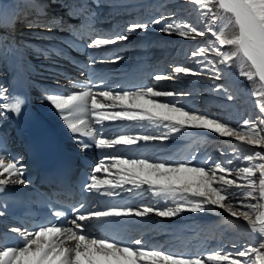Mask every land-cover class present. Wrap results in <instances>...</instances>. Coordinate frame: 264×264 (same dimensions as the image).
I'll use <instances>...</instances> for the list:
<instances>
[{
  "label": "snow or ice",
  "instance_id": "1",
  "mask_svg": "<svg viewBox=\"0 0 264 264\" xmlns=\"http://www.w3.org/2000/svg\"><path fill=\"white\" fill-rule=\"evenodd\" d=\"M189 3L198 13L197 24L177 12L161 13L147 22L129 24L123 33L99 36L94 34L90 16H86L84 28L87 31L81 32L79 38L88 36V48L107 51L108 46L127 41L128 33L147 31L155 26H159L158 31L162 33L185 39L207 37L190 53L198 58L195 60L198 68L175 66L171 74H157L153 79L173 80L191 75L221 80L235 61L238 76L253 85L251 95L256 97L259 112L255 120L245 119L242 124L233 126L228 121L180 105L176 97L190 93L156 90L143 84L127 89L112 88L106 86L102 78L98 84L76 82L74 88L78 90L67 94L46 92L44 99L58 113L82 152L90 148L131 147L140 141H166L172 134L190 128L210 130L261 150L244 156L234 152L233 158L226 162L205 161L201 165H193L194 157L152 162L148 158L109 153L93 166L85 189L90 193L115 197L121 191L133 192L147 186L145 190L163 201L161 206L110 205L88 210L84 203H80L73 207V218L67 221L71 227L53 222L42 223L31 230L13 227L10 231L17 234L18 242L11 246L0 242V264H264V0H189ZM71 14L72 9H69ZM19 19L15 13L0 12V28L13 30ZM63 23L60 17L56 23L49 21L41 25L28 22L26 27H44L51 31ZM15 51H18V46L9 45L0 50V58ZM210 53L213 59L208 58ZM121 59L123 57L117 56L115 60L99 62H118ZM97 62L92 59L93 64ZM215 91L223 93L228 100L236 98L224 84L218 85ZM6 93L7 89L0 87V101H3L0 110L18 116L25 98H9ZM159 98L173 99L161 102ZM116 121L139 127L151 125L168 131L161 134H107L106 122ZM21 159L10 157L0 149V193L5 192L9 185L29 183L24 178ZM234 160L247 163L234 166ZM102 171L108 176L101 178L98 173ZM233 173L235 178H228ZM216 207L246 222L251 232L256 234L255 246L233 243L235 252L216 249L207 253L182 254L149 246L143 238L125 243L108 235L97 238L86 231L93 221L146 217L152 213L172 218L185 212L203 213ZM53 215L66 219L65 211L56 210ZM3 216L5 211L0 210V217Z\"/></svg>",
  "mask_w": 264,
  "mask_h": 264
},
{
  "label": "rangeland",
  "instance_id": "2",
  "mask_svg": "<svg viewBox=\"0 0 264 264\" xmlns=\"http://www.w3.org/2000/svg\"><path fill=\"white\" fill-rule=\"evenodd\" d=\"M29 3L31 0H26ZM33 2H44L48 0H32ZM50 4L56 5L58 2H62L64 0H49ZM84 1V0H83ZM93 2L94 0H85ZM1 5L5 8L8 5L9 11L11 10H23V11H10L12 12H19L18 15L21 19L22 15H24V20L31 19L32 16L28 14V5H26L25 0H0ZM142 3L147 4V7L140 11L142 7L140 5ZM95 4V3H94ZM144 5V4H143ZM54 9V7H52ZM96 9L98 10L97 14L99 16H103L104 18H114L118 25H122L120 21L123 22L124 29L116 30L111 34H106L105 36L115 35L117 33H123L125 28L137 21H149L153 17H158L161 13L167 15L170 12H177L178 15L183 16L185 19L189 20L190 22L197 24L198 23V13L196 12L195 8L189 3V0H97L95 5ZM113 8V9H112ZM58 9V6L55 7ZM28 14V15H27ZM70 16V15H69ZM19 19V20H20ZM19 23L18 26L25 24ZM125 21V22H124ZM122 25V26H123ZM159 26L151 27L147 31L137 30L135 32L128 33L129 39L127 41L132 42V48L126 49L128 53L123 54L121 57L123 59L119 60L124 61H132V64L136 63L134 61H149L152 67L158 68V72H154L153 70H148L145 74V82L146 86H152L156 90H169V91H176V92H183V93H190V95H184L176 97L179 101L180 105H184L186 109H195L201 114H209L213 117L219 118L222 121H228L233 126L237 124H242L245 119H253L255 120L258 115V109H252L251 104L255 100L252 97L246 98L249 91H252L253 85L251 82L246 81L244 78L238 76V69L236 67V62L233 61L232 67L229 69V72L225 74L224 78L221 80L212 79L209 76H180L178 79L173 80H155L153 79L154 75L157 74H171L172 69L175 66H190L194 68H198L199 66L195 64V60L198 59L197 57H192L190 55L191 51L196 49L198 46L202 45L207 37H197L196 40L185 39L179 37L177 35H168L158 31ZM20 28V27H18ZM41 27H33L32 30H22V29H3L0 32V36H5L8 38L14 39L15 36L22 35L31 43L37 42L35 41L40 39L49 40L43 33L38 32ZM43 29L48 30L47 28L42 27L40 31ZM52 30L54 32H62L61 28L53 27ZM51 30V31H52ZM49 31V30H48ZM24 32V33H22ZM8 34H12L13 36H9ZM43 36V37H42ZM103 36V35H101ZM210 36V34H209ZM51 38H54L53 36ZM22 41V40H21ZM53 39L49 40L50 44ZM18 45L26 44V43H19L15 40ZM40 44V43H37ZM37 44L33 45L36 46ZM119 45V44H117ZM28 47H32V45H28ZM46 47V46H44ZM110 47V46H108ZM107 47V48H108ZM119 48V46H117ZM121 48V47H120ZM168 51V52H166ZM62 52V51H61ZM131 52V53H129ZM143 57H142V56ZM146 55V56H145ZM127 58H124L126 57ZM161 56V57H160ZM209 59H213V55L209 54ZM161 59L163 61H161ZM153 60V61H152ZM49 63V62H48ZM153 63V64H152ZM53 65V64H52ZM58 66V65H53ZM54 68L50 69L52 73ZM5 76V68L2 66L0 62V84L3 85V80ZM48 79V78H47ZM172 81V82H171ZM220 84H224L228 89L233 92L235 95L234 100H228L227 97L221 93L215 91L216 87ZM207 96L209 99V104H201L202 97ZM245 98V99H244ZM173 98H167L166 100H170ZM162 102L165 98H159ZM149 129V132L147 131ZM151 129V130H150ZM145 130V131H144ZM168 130L165 128H157L154 126H147L143 127L142 131L132 132L133 135L138 134H161L167 132ZM130 134V133H129ZM11 140L14 141L12 138ZM199 141V142H197ZM152 143L153 141L144 142L140 141L139 144H143L147 146V144ZM166 143L165 147H162L163 152H148V157H151L153 153L155 155H162L163 157H167L166 160L170 161H178L179 156L184 154V151L188 150L190 156L185 157L184 159H192V163L195 165H201L205 161L211 162H226L228 159L233 158V153L237 152L239 155L244 156L247 154L252 153L255 150H261L255 146L243 144L234 140L231 137H221L219 134L212 132L206 129H186L182 130L180 133H175L171 135V138L164 141ZM167 149V150H166ZM158 150V147H156ZM161 153V154H160ZM176 158V160H175ZM209 158H211L209 160ZM152 162L156 161H166V160H151ZM194 160V162H193ZM200 160V162H199ZM198 162V163H197ZM247 162L244 161H237L234 160V166H245ZM115 170V169H113ZM116 171V170H115ZM113 171V172H115ZM259 173H257V176ZM228 178H235V174L233 173L232 176ZM241 182V181H238ZM255 202V201H253ZM163 203L162 200L159 199V202H154L156 207H160ZM220 211H224L216 207L214 210H209L203 213H191L185 212L178 216L177 218L181 219L185 226H189L191 224L196 225L201 220V218L205 215H216L215 213ZM225 215L231 218L230 221H227L222 224L221 227H203L208 231H211V235L215 237V239H222L223 244L219 248H215L212 246L210 251L221 249L225 252H235L236 249L232 247V244L238 245H247L249 247L255 246L256 243V234L249 237L250 234L245 236V234H240V232H236V230H241L243 233V229L245 226H238L234 223L235 217H231L228 213ZM154 219L152 220H159V218L152 213ZM213 217V216H210ZM132 218V217H129ZM148 220V218H147ZM151 220V221H152ZM150 221V224H151ZM163 222H159L160 225H167L162 224ZM172 224V223H170ZM174 224V223H173ZM152 227V225H151ZM210 229V230H209ZM197 230V229H196ZM203 231V230H202ZM196 231L192 232V236L196 235ZM239 236V237H238ZM231 241V242H229ZM214 243V241H212Z\"/></svg>",
  "mask_w": 264,
  "mask_h": 264
},
{
  "label": "bare ground",
  "instance_id": "3",
  "mask_svg": "<svg viewBox=\"0 0 264 264\" xmlns=\"http://www.w3.org/2000/svg\"><path fill=\"white\" fill-rule=\"evenodd\" d=\"M25 4L30 6L33 3H29L28 1ZM76 4H78L77 8L79 10L88 9L90 11V13L86 12V16H90V23L95 22L96 18H99V16H95V12H98V10L95 11L96 7L94 4H92V2H86L85 0H67L66 7H71V5L75 6ZM80 6H82V8ZM10 11L23 10L10 9ZM10 11L8 5L3 8V5H1L0 2V12H7L11 14ZM12 13H17L18 15L19 12ZM102 20L104 21L105 25L113 24V21L112 23H110L109 19L102 18ZM26 29L32 30L31 28ZM41 29L42 28H40V30ZM1 31L2 30H0V32ZM72 33L73 32L61 34L62 37L60 39L63 41V43H61V41L56 39L57 35L55 33L47 32L46 37L48 39L50 38L51 40L53 39L51 44L49 42L50 39H40V41L35 39V41L37 42L31 43L30 40L27 41L24 38L22 39L21 35L15 36L14 39L5 37L3 35L0 36V50H3V48L8 47L9 45L18 46V51L9 53L7 56L0 58V62L4 63V65L7 67V75L5 76V80H3L2 82L3 85L0 84V87L7 89L6 95H8L9 98H11L12 96H22L25 98L26 101L21 113L18 116L12 112H5L3 110H0V149H4V147L7 146L9 142L8 136L10 133H13L14 135H16L17 138H19L20 142L25 147L22 148L24 152L22 156L24 159L22 161V165L24 166V178L28 181L30 180L31 174L34 173V171L36 170L35 161L37 159V147L35 142L37 139L38 141H45V143L53 141L58 145L62 155L65 158H68L71 161H80L81 163L85 165H91L92 167L96 163H98L100 159L104 158L107 155L106 150H99L96 148H90L89 150L83 152L80 151L79 147L77 146L76 140L73 138L72 134L67 130L66 125L60 119L58 113L44 99L45 93L49 91H57L67 94L71 91L78 90L74 88V83L76 82H95L98 84L99 80L102 78L105 81V85L111 87V82H107L105 77L110 75L111 70L113 69L112 67L115 66L117 68L119 63H101L99 61H108L107 59H109L110 56L107 55V52L111 49L115 50L116 48H118L117 44L108 47L107 51L91 49L86 46L87 44H83L82 46H80V36L74 35ZM52 36L54 38H51ZM84 39H86V37H83V40ZM15 40L19 43L26 44L18 45ZM35 44L37 45L33 46ZM28 45H32V47H28ZM56 57H58V61ZM93 58H95L98 62L93 64ZM60 60H64L66 62L61 63ZM63 63H65V65ZM68 63H71L72 65ZM52 64H58V66H53ZM122 65L128 68H131L133 66L134 67L121 72L120 75H123L125 73L123 75L124 77L119 78L117 76L118 74L115 75L116 80H121L122 82L120 88H123L124 86L126 88H129L133 85L143 84V72L142 69L139 68L138 62L132 64V62L127 61V63H122ZM51 68H54V71L52 73L50 72ZM54 77L59 78H55V80L57 81L53 82L43 81L54 80ZM8 81L10 82V86L6 84V82L8 83ZM113 83L114 85H116L115 82ZM51 86H53V90H50V88H52ZM114 88H116V86ZM248 97H252L253 99H255L251 104V108L258 109L256 105V97L251 95V91L248 92L246 98ZM166 99L167 98H165V100H163L162 102L166 101ZM210 101L207 96H204L201 99V104H209ZM2 102L3 101H0V103ZM106 125L107 130L106 128L105 130L109 132V134H113L116 132H126L130 134L136 131L139 132V126L129 122H106ZM147 131L149 132V129ZM153 143L157 144V146H160L161 148L166 146V143H164V141H154ZM125 147L126 146H121V149H118L117 146V149L114 150H116L117 153L124 154L126 156L142 158L141 155L144 152V149L151 151L152 148L155 147V145L151 144L149 146H145L143 144L140 145L139 143H137L136 145H133L131 147ZM112 150L113 149L109 151ZM21 152V150H15L10 153L6 152V154L10 157H14V155ZM153 158L155 160L158 159V157ZM160 159L166 160L167 157L160 156ZM179 160H183V158H180ZM98 175L103 178L105 176H108V173L102 171L101 173H98ZM106 197L105 195L104 197H101V201H105ZM225 213L226 212L224 211H220V213L216 212V215H211L213 217L206 215L203 221L207 222V226H216L217 229V227H220V225L223 224L224 221L227 222L231 220V218L227 217ZM4 219H7V217H0L1 230L5 228L3 224ZM118 219L120 218H114L108 221H103L108 226L105 230H102V232L107 230L110 234H116L121 240L128 239V237L130 238V240L135 239L136 236H128L129 234H131L132 229L136 228V231L140 232L142 229V225H144L145 223H147L146 221H148L147 218H140L141 223H139V221H132L133 219L129 217L125 218L126 221ZM160 221V219L152 220L151 225L153 227L150 229L149 233H145V236L149 239L151 232L158 229L161 231L159 233V237L166 234V238L171 237L164 246L165 248L171 246L172 248L177 247L179 249V244L183 243L186 238H188L189 231L183 229L184 226L180 223V221L174 222V227L171 231H163L161 230L163 229L161 228L162 225L159 224ZM234 223L238 226H245V228L243 229V234H245L246 237L248 234H250L248 238L252 237L251 234L255 235V233L251 232L246 222H244L243 220L234 219ZM157 239L159 240L158 237ZM197 242L202 243V240ZM158 244H160V241H158ZM202 247L203 245L200 248Z\"/></svg>",
  "mask_w": 264,
  "mask_h": 264
}]
</instances>
